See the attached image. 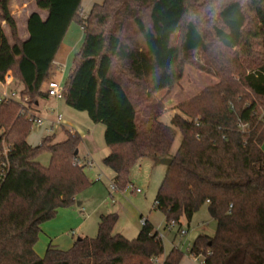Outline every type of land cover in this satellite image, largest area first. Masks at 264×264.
<instances>
[{"label":"trees","instance_id":"obj_1","mask_svg":"<svg viewBox=\"0 0 264 264\" xmlns=\"http://www.w3.org/2000/svg\"><path fill=\"white\" fill-rule=\"evenodd\" d=\"M83 1L35 0L48 17L32 14L23 41L11 0H0V81L11 74L22 85L19 100L0 103V264H183L177 249L159 262L164 243L147 220L136 239L115 234L116 214L101 216L95 238L68 251L50 246L43 258L36 253L42 225L90 185L78 133L66 131L59 143L53 137L28 143L34 111L49 98L42 88L73 24L85 40L63 100L105 126L113 151L103 163L118 190L130 186L142 160H172L153 210L166 215L168 228L190 222L207 205L217 224L214 237L196 238L191 257L264 264V0H219L216 17L198 25L185 14L210 0H103L86 16ZM187 66L218 83L167 110ZM168 111L169 126L161 122ZM45 151L49 168L37 163Z\"/></svg>","mask_w":264,"mask_h":264},{"label":"rangeland","instance_id":"obj_2","mask_svg":"<svg viewBox=\"0 0 264 264\" xmlns=\"http://www.w3.org/2000/svg\"><path fill=\"white\" fill-rule=\"evenodd\" d=\"M21 1L27 2L31 0H12V6H14L13 8L16 12H19ZM34 7L37 13H44L43 17L44 19H47V12H41L35 5ZM86 15L87 11L84 8L83 16ZM19 28L18 32L20 33V36L25 38L27 35V24L20 22ZM6 32L7 34L9 33L8 29ZM8 36L11 41L10 34H8ZM185 75V85H191L195 81L197 82V76L210 77V75L200 72L197 67L194 66H187L183 77H185ZM181 84L182 87L176 88L175 90L182 91L188 97L198 93L193 94L194 92H187L182 81ZM195 85L200 84L196 83ZM2 90L3 87L0 86V92ZM21 90L22 85H16L15 81H13V83L8 87V93H17L18 100L20 99ZM175 90L167 98L168 101L166 102V105ZM160 96L162 95H159V98ZM44 103L45 104H43L42 107L44 115L38 117L44 120H54L56 116L60 115L63 121L62 124L65 127V129L58 130L57 138L56 136H53L54 143L65 141L67 138L66 131L76 132L81 136L82 143L79 147V155L86 165L85 172L90 185L76 197L74 205L67 208H61L54 219L42 225L40 235L42 234L47 238L48 245L44 248L40 257L43 258L46 255L50 239L53 240V246L62 251H68L73 247L79 238H95L98 234L99 215L101 213H106L107 211H113V208L126 206L132 211V213H134V215H136L139 223L141 222V213L144 218H148L149 221L156 227V230L163 238L165 250L164 256L170 254L172 250L177 249L184 254L183 264H199L193 257H191L188 250H190L194 241L200 235L214 237L216 234L217 224L210 217L208 206L205 205L190 222L184 220L182 225H175L173 227L166 228V215L161 211L153 210L156 195L166 175V167L158 165L157 168H154L151 165L152 161L150 159L142 160L132 169L130 173L132 186L136 189H140L143 192L142 195H132L130 198L124 197L122 201H118L117 205L113 204L110 196L113 193L110 186L111 183H114V173L103 163L104 158L108 156L111 150L106 146L104 141L105 126L93 123L86 112H79L71 109L67 106L63 99L56 100L51 98L50 101ZM173 114L174 113L172 111H168L161 118V122L168 126L171 125V118ZM88 135H91L93 140H85L84 137ZM45 137L46 135L44 134L43 129L38 130L32 126V132L28 141H30L32 146L37 147L42 143V140ZM181 141L182 137L179 134L173 147L172 154L177 151ZM88 162L93 164L92 167L87 165ZM37 163L45 168H49L51 164V154L48 151L43 152L38 158ZM118 228L127 231L129 236L128 238L126 236L125 237L129 240H133L138 237L139 232L134 230V232H130L132 230L130 220L125 216L118 218L116 232ZM46 230L51 231L50 234L47 233ZM181 230H184L186 235L182 236L180 233ZM40 238L41 237L39 236V239ZM37 245L35 248L36 252L41 244L37 243Z\"/></svg>","mask_w":264,"mask_h":264},{"label":"crops","instance_id":"obj_3","mask_svg":"<svg viewBox=\"0 0 264 264\" xmlns=\"http://www.w3.org/2000/svg\"><path fill=\"white\" fill-rule=\"evenodd\" d=\"M103 0H84L83 1V4H82V8H83V11H84V8L85 10L87 11V13L89 12V10L91 9V7L94 5V4H100L102 3ZM34 5L37 7L36 5V2L35 0H31V1H21V4L19 6V12H16L15 9L13 8L14 6H12V0L10 2V8H11V12H12V15L14 16L16 22H17V26H18V30L20 29L19 28V25H20V22H23V23H26L28 24V20H29V17L34 14V13H37L35 11V7ZM38 9V8H37ZM41 11V10H40ZM83 11H82V15H83ZM41 12H46V11H41ZM48 13V12H47ZM39 14V13H37ZM41 16V18L43 20L44 17V13L43 14H39ZM4 29L7 30V26L4 24ZM19 37L21 40L23 41H26L29 37V34H28V30H27V35L25 38H22L20 36V33H19ZM84 40H85V34L83 32V30L77 26L76 24H73L64 41H63V44L60 48V51L58 53V55L56 56L55 58V61H54V64H53V67L50 71V77L49 79L47 80V82L44 84L42 90L44 93H46L47 89H48V84L49 82L51 81H54V82H58V83H61L63 86L65 85L66 81H67V78L69 76V73L71 71V68H72V65H73V60H74V57L79 53V51L81 50L82 46H83V43H84ZM10 78H11V84L13 83L12 81V76L11 74L8 75ZM198 79H197V82L195 81L193 84L191 85H188L186 84L185 85V78H186V75L185 77H183L182 79V83H183V86L185 88V90L187 92H194L193 94L197 93L196 95H193V96H186L185 93H183L182 91H179V90H175V92L172 94L171 96V99L169 100L168 104L166 105V108L167 109H172L176 106H178L179 104H182L186 101H189L190 99L196 97L197 95H199L202 91H204L206 88H209V87H212L214 85H216L218 83V80L214 77H208V76H197ZM208 77V78H207ZM200 84V85H195V84ZM199 86V87H198ZM4 91V88L3 90L0 92L2 93ZM51 98L49 97L47 99V101H50ZM47 101H43L40 103V105L38 106L37 110L34 111V116L36 117H40L41 115H44L43 114V104H45L44 102H47ZM53 110V109H52ZM38 117V118H39ZM45 120H49V119H45ZM60 129H65V127L63 126L62 128ZM59 130V129H58ZM58 130L55 132V134L53 136H56L57 138V132ZM45 134V133H44ZM51 136V137H53ZM46 138V137H45ZM85 140L88 139V140H93L92 136L91 135H88L86 137H84ZM43 141V140H42ZM28 143L31 145L30 141H28ZM32 146V145H31ZM34 147V146H33ZM113 150H110L108 156L112 153ZM80 154V153H79ZM80 156V155H79ZM106 156V157H108ZM105 157V158H106ZM104 158V159H105ZM151 165L152 167L154 168H157L158 165H161L160 163L159 164H155L153 162H151ZM167 168V167H166ZM115 177V175H114ZM137 190H140V189H136L134 188V186H132L131 184V181H130V186L126 189L125 192H122V193H117L115 195H110L111 196V199H112V203L117 205L118 204V201H122V199L124 197L126 198H130L132 195H142V191L140 194H138L136 191ZM125 193V194H124ZM157 196V195H156ZM155 204V203H154ZM154 207V206H153ZM155 211V210H154ZM111 212H115V213H111ZM112 214H116L118 216V218H120L121 216H125L127 217L129 220H130V226L132 228V230L130 231L131 233L136 231V232H140L141 229H142V226L140 225L136 215H134V213H132L131 210H129L128 207L124 206V207H116V208H113V211H107L106 213H101L99 215V219H98V225H99V222H100V218L101 216H104V215H112ZM139 215V213H138ZM140 217L141 219L144 218L143 215L140 213ZM149 223H151L149 221L148 218H145ZM152 224V223H151ZM153 225V224H152ZM153 227L155 228L156 230V227L153 225ZM165 227H166V224H165ZM130 228V229H131ZM134 230V231H133ZM157 231V230H156ZM47 233L50 234L51 231L49 230H46ZM158 232V231H157ZM46 233V234H47ZM115 234H119V235H122V236H126L128 238V233L126 230L124 229H120L118 228L117 232H116V228H115V231H114ZM159 233V232H158ZM130 234V233H129ZM48 235V234H47ZM139 235V234H138ZM40 239H39V242L41 244V246L39 245V248L37 249V254H39V257L41 256V253L44 251V248L48 245V240L47 238L44 236V235H40ZM125 237V238H126ZM85 238H88V237H84V238H79L78 240L80 239H85ZM130 238V237H129ZM77 240V241H78ZM53 243V240L50 239V244L48 246V248L50 246H53L52 245ZM38 246V245H37ZM55 247V246H53ZM36 248V247H35ZM57 248V247H56ZM58 249V248H57ZM36 250V249H35ZM48 250V249H47ZM60 250V249H59ZM62 251V250H61ZM167 256V255H166ZM166 256H163L160 261L161 263L165 260V257ZM159 261V262H160Z\"/></svg>","mask_w":264,"mask_h":264},{"label":"built area","instance_id":"obj_4","mask_svg":"<svg viewBox=\"0 0 264 264\" xmlns=\"http://www.w3.org/2000/svg\"><path fill=\"white\" fill-rule=\"evenodd\" d=\"M10 85H11V78L8 75L5 77L4 82L0 81V86H2L4 88V91L2 93H0V103L3 101L18 100L17 99V93H15V92H12L11 94L8 93V87ZM46 94L48 95V97L54 98L56 100L63 99V96H64L63 85L61 83L54 82V81L49 82ZM31 122H32V125L36 129H38V130L43 129L46 137L53 136L58 129L63 127V124H62L63 121H62V117L60 115L56 116V118L54 120H44L42 118H38L36 116H33L31 118ZM239 128L242 131H245L248 128V126L240 123ZM5 153H6V151H5ZM87 165L92 167L93 164L88 162ZM110 188H111V191L113 193L112 195H115L117 193H122L121 191L118 190L115 183H111ZM136 192L138 194H140L141 190H137ZM140 223H141V226H144L146 223V219L142 218ZM175 225L176 224L173 222L170 224V226L168 228L173 227ZM180 233L182 236L186 235V232L184 230H181ZM161 239L163 240L162 237H161ZM189 252H190V250H188V253ZM194 260L197 261L199 264H205L203 260H200V259H194Z\"/></svg>","mask_w":264,"mask_h":264},{"label":"clouds","instance_id":"obj_5","mask_svg":"<svg viewBox=\"0 0 264 264\" xmlns=\"http://www.w3.org/2000/svg\"><path fill=\"white\" fill-rule=\"evenodd\" d=\"M220 10L221 4L219 0H210V3L204 9L190 8L185 15L188 23L198 25L205 17L209 20L214 19Z\"/></svg>","mask_w":264,"mask_h":264},{"label":"water","instance_id":"obj_6","mask_svg":"<svg viewBox=\"0 0 264 264\" xmlns=\"http://www.w3.org/2000/svg\"><path fill=\"white\" fill-rule=\"evenodd\" d=\"M173 161L170 159H164L160 161V164L165 166V167H170L172 165Z\"/></svg>","mask_w":264,"mask_h":264}]
</instances>
